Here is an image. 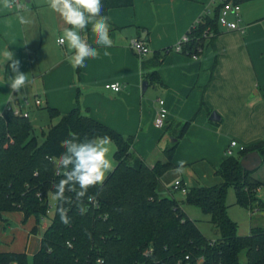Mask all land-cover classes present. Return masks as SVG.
<instances>
[{
    "label": "crops",
    "instance_id": "obj_1",
    "mask_svg": "<svg viewBox=\"0 0 264 264\" xmlns=\"http://www.w3.org/2000/svg\"><path fill=\"white\" fill-rule=\"evenodd\" d=\"M256 1L259 0L240 4L238 19L233 14L229 16L238 29L227 31L219 27L216 36L205 41L196 57L176 52L175 47L203 16L212 15L220 5L217 0H133L129 8L109 11L113 46L97 45L96 34L89 24L82 35L100 55L86 59L81 68L72 67L67 60L71 54L67 44L60 50L56 37L55 49H45L35 56L36 50L45 48L44 42L37 44L41 21L20 24L15 33L24 39L21 52L9 54L20 61V71L28 76L29 84L19 92L21 99L19 93L11 91L7 84L12 75L8 67L11 61L6 59L9 46L0 47V86L5 96L0 103V116L8 106H21L29 113L40 109L34 106L35 100L42 102V108L57 110L61 115L79 105L94 121L132 137L134 152L149 167L165 161L162 153L173 145L171 140L177 126L192 121L183 138L177 141L172 163L176 169L181 167L180 161L188 167L200 161L208 175L216 177L215 169L225 157L230 141L248 147L264 140V0ZM25 2L30 4L31 17L38 6L31 5L32 0ZM54 15V32L59 36L66 25L59 14ZM134 40L149 49L146 59L156 51L172 48L157 69L161 84L148 85L145 92L142 59L131 48ZM105 51L110 55L105 56ZM26 59L28 63H24ZM115 83L120 85L119 92L106 88ZM31 97L30 110L22 103ZM158 100L164 101L168 113L162 135L153 126ZM212 113L217 115V121L210 120ZM198 186L202 185L194 187ZM11 216L23 221L22 214L8 213L4 216L6 222ZM30 220L34 222L33 218ZM6 225L0 224V252L24 253L14 247L15 238L10 237L13 232L7 235ZM47 226L48 221L43 232ZM30 232L28 235H33ZM27 256L29 260L32 257Z\"/></svg>",
    "mask_w": 264,
    "mask_h": 264
},
{
    "label": "trees",
    "instance_id": "obj_2",
    "mask_svg": "<svg viewBox=\"0 0 264 264\" xmlns=\"http://www.w3.org/2000/svg\"><path fill=\"white\" fill-rule=\"evenodd\" d=\"M254 0H233L243 4ZM102 15L114 9L129 8L133 0H101ZM219 5L212 15H205L186 34L182 54L196 57L205 41L218 33ZM172 48L142 57L143 82L159 85L158 67ZM57 123L39 140L33 134L29 118L16 117L7 109L0 116V224L5 214L20 213L23 221L33 218L31 234L45 220L38 251L29 260L27 254L0 252V264H264V227L252 228L248 236L237 235L238 226L227 215L226 193L235 188L236 205L243 209H262L257 191L263 184L244 172L240 160L257 152L264 161V140L248 146L236 157L225 156L215 169L222 183L187 189L185 200L177 202L172 196L161 197L157 188L161 179L175 170L173 157L177 143L163 151L164 162L153 167L133 150L134 139L125 137L91 119L79 105L68 114L45 108ZM192 121L177 126L174 135L181 140ZM70 133L82 141L93 136L108 135L116 151L115 168L102 186L92 187L84 198L87 211L81 215L75 203V193L65 195L73 199L65 203L70 223L65 225L56 201L52 218L49 215V196L53 185L63 178L58 175L55 160L64 152L61 142ZM199 207L210 216L218 238L207 240L195 221L182 210V205ZM188 257V260H186Z\"/></svg>",
    "mask_w": 264,
    "mask_h": 264
},
{
    "label": "clouds",
    "instance_id": "obj_3",
    "mask_svg": "<svg viewBox=\"0 0 264 264\" xmlns=\"http://www.w3.org/2000/svg\"><path fill=\"white\" fill-rule=\"evenodd\" d=\"M0 7L3 9H15V14L20 24L29 25L32 21L25 13L30 9L22 0H0ZM48 7L51 11L59 14L66 27L63 28V35L57 43L67 44L70 55L68 62L73 68L84 67L88 58H98V49L93 48L86 36L82 35L91 24V31L96 34V44L109 48L113 46V40L109 35L108 17L102 15L103 5L101 0H48ZM70 26V27H67ZM110 55L108 51L103 53ZM6 59L11 61L8 65L12 75L9 76L8 85L14 93H19L29 84L28 76L20 71V61L14 59L13 55L6 54ZM64 152L55 160L56 171L63 178L53 185L54 192L50 193L51 199L60 203L59 215L61 222L65 225L70 223L67 216L65 203L72 204L71 197L66 192L75 193V203L81 215L87 211L84 206V198L92 187L102 186L106 175L113 170L111 153L113 142L108 135L93 136L80 140L78 135L70 133L69 138L61 142ZM185 162L180 161L181 166L177 171L183 169ZM93 201L95 196H87Z\"/></svg>",
    "mask_w": 264,
    "mask_h": 264
},
{
    "label": "rangeland",
    "instance_id": "obj_4",
    "mask_svg": "<svg viewBox=\"0 0 264 264\" xmlns=\"http://www.w3.org/2000/svg\"><path fill=\"white\" fill-rule=\"evenodd\" d=\"M22 2L29 8L30 4H27L25 0ZM262 2V1H256ZM31 5L38 6V9L32 11L33 15L30 17L29 13L27 14V18L30 20H37L38 22L41 21L39 26V30L37 31V44L39 45L41 42H44V47L42 50L38 49L35 51V56H39L42 54L45 49H55L54 41L59 39L63 34L57 35L54 32V25L56 22V17L54 12L50 10L48 7V0H32ZM241 8V6H240ZM20 26L19 19L15 14V9H3L0 7V47L4 45L9 46L7 49V54L14 52L15 54L19 55L21 52V47L24 43V39L20 38V34L17 36L15 30ZM39 32V33H38ZM56 34V35H55ZM46 41V45H45ZM60 50L63 49V45L59 44L58 47ZM31 62H34V57L30 59ZM24 63H28L26 59ZM9 64V63H8ZM29 65V64H28ZM3 90L0 86V103L3 102ZM22 93L18 94V97L21 99ZM153 100H156L157 95L153 93L152 95ZM30 101V106H32L33 97L28 98ZM30 110L32 108H29ZM29 116V122L33 129V134L38 137L40 140L42 132L46 133L48 129L57 123V120H51L48 114V111L42 107L40 109L32 110ZM154 126V125H153ZM154 128L156 132L161 133V135L165 132V128L157 129L155 126ZM164 129V130H163ZM165 148V147H164ZM115 146L113 144L112 153H111V160L113 163V167L115 166L114 154H115ZM200 161L193 164L192 167L184 166L182 170L172 171L166 174L160 181L158 186V194L165 195V197L172 196L177 202H183L185 200V195L179 192H174L172 187L176 180L183 181L186 184V187L191 188L197 185L202 186H213L216 183H222V180L218 178V176L208 175V171L204 165H200ZM113 171V170H112ZM111 171V172H112ZM109 172L106 177L111 173ZM256 174V175H255ZM254 176V177H253ZM252 177L256 180H259L264 185V162L262 166L252 173ZM106 179V178H105ZM198 182H201L198 184ZM171 191V192H170ZM234 186L230 185L227 188L226 193V206L227 215L230 220L235 222L238 226L237 235L240 237L248 236L250 230L252 228L257 227H264V210L262 209H253L252 211L249 209H243L240 206L236 205V194H235ZM257 199L261 201L264 205V186L260 188L259 194L257 195ZM56 201L51 199L49 196V215L52 218L54 214ZM182 210L186 215H188L193 221L196 222L201 234L209 241H214L218 238V233L215 227L211 224V219L209 215H206L202 212V210L193 205H182ZM11 214V213H9ZM5 216V215H4ZM47 223V220L43 221L40 226L37 227V232L34 235H28L32 228L35 226L33 221H19L16 216H11L10 219L5 222L7 224L6 230L7 235L11 234L9 231L12 230L13 234L10 237L15 238L14 247L19 248L24 251L27 255L32 256L36 253L40 247V241L43 235V226ZM49 223V221H48ZM0 246L2 244L0 243ZM239 260L241 264L245 263V253L242 252L239 256Z\"/></svg>",
    "mask_w": 264,
    "mask_h": 264
},
{
    "label": "built area",
    "instance_id": "obj_5",
    "mask_svg": "<svg viewBox=\"0 0 264 264\" xmlns=\"http://www.w3.org/2000/svg\"><path fill=\"white\" fill-rule=\"evenodd\" d=\"M219 4L221 5V9L219 12V17H218V25L220 28H223L227 31H236L237 28V23L235 22H230L229 21V16L230 14H233L237 19L239 17V12H240V5L233 3L232 1L229 0H217ZM187 37L185 36L179 44L175 47L176 52H182V44L187 42ZM61 45V44H60ZM131 48L133 52L139 57H146L149 54V49L143 45L141 42L134 40L132 41ZM107 89L112 90L113 92H119L121 90L120 85L115 83V84H110L106 86ZM159 105V109L156 113L155 119H154V126L157 129H162L165 127L166 122H167V110L164 107V101L158 100L157 101ZM22 106L25 108H30V102L29 100H24L22 103ZM34 106L37 108H40L42 106V102L40 100H35L34 101ZM7 110L12 112V114L16 117H22V118H29V111L23 110L21 106H8ZM245 146L240 145L238 142L232 140L230 141L226 151H225V156L227 157H236L239 152H242L245 150ZM172 190L174 192H179L184 195L187 193V188L184 186V184L181 181H175L174 185L172 187ZM186 260H188V257H186Z\"/></svg>",
    "mask_w": 264,
    "mask_h": 264
},
{
    "label": "water",
    "instance_id": "obj_6",
    "mask_svg": "<svg viewBox=\"0 0 264 264\" xmlns=\"http://www.w3.org/2000/svg\"><path fill=\"white\" fill-rule=\"evenodd\" d=\"M148 84L146 82L143 83L142 90L145 92L147 90ZM211 121H217V115L215 113H212L210 116ZM172 144L177 143V139L173 138L171 140ZM263 159L257 152H251L247 155H245L241 160H240V166L244 172L247 173H253L257 171L263 164ZM199 264H202L200 262Z\"/></svg>",
    "mask_w": 264,
    "mask_h": 264
}]
</instances>
